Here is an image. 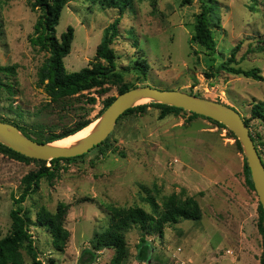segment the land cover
Here are the masks:
<instances>
[{
  "label": "rangeland",
  "instance_id": "1",
  "mask_svg": "<svg viewBox=\"0 0 264 264\" xmlns=\"http://www.w3.org/2000/svg\"><path fill=\"white\" fill-rule=\"evenodd\" d=\"M214 8L216 52L209 55L193 40L199 1L183 6L182 0H160L153 14L149 2L136 0L120 15L100 0H68L57 26L58 38L69 26L75 29L65 67L71 73L95 62L106 30L121 16L112 48L125 84L196 95L231 107L248 120L252 106L264 102V80L233 75L221 67L236 51L230 67L257 68L264 78V0H217ZM39 15L29 0H0V66H15L12 76L1 77L2 84H12L13 93L0 89V118L48 136L84 120L93 122L102 115L105 100L120 94L118 87L109 86L104 95L92 91L51 101L38 86V72L50 54L30 43ZM142 60L147 62L145 74L138 71ZM90 97L96 104L87 101ZM151 104L156 103H137L135 108L147 106L143 113L121 118L105 144L86 156L61 162L57 178L43 179L22 204L33 221L41 207L55 213L60 204L68 205L66 228L71 236L64 253L55 251L46 229L31 227L43 264H78L95 235L109 225V206H140L152 212L144 201L147 196L162 205L173 194L194 197L202 219L167 225L162 237L149 234L147 261L138 259L143 234L133 227L126 235L125 264H262L259 197L247 185L245 153L236 136L184 110L161 119L160 109ZM249 129L264 163V125L252 120ZM39 167L0 153V239L11 231L13 199L22 193V179ZM23 255L25 264H31L26 251ZM114 255V249H103L93 264H111Z\"/></svg>",
  "mask_w": 264,
  "mask_h": 264
},
{
  "label": "trees",
  "instance_id": "2",
  "mask_svg": "<svg viewBox=\"0 0 264 264\" xmlns=\"http://www.w3.org/2000/svg\"><path fill=\"white\" fill-rule=\"evenodd\" d=\"M139 1L149 2L152 8V13L157 14L160 0ZM195 1L200 2L201 11L195 18L196 26L193 40L199 43L209 55H213L216 52V42L213 36V29L218 26L212 21L211 17L215 10L214 6L217 0H182V5L190 6ZM135 2L136 0H100L103 7L117 10L120 15H123L127 9L134 7ZM67 3L68 0H29L31 10L40 13L34 27V33L30 37V43L32 46L39 47L41 50H45L50 54L49 58L38 72V86L44 89L45 93L53 102L82 96L85 92L92 91H98L100 95H104L109 91V86L118 87L119 94L137 88L125 84L121 72L118 71L117 61L119 57L112 48L115 39L119 36L121 16L106 30L102 42L99 44L96 51V61L90 63L89 66L80 71L71 73L67 71L64 59L72 50V43L75 38L74 27L69 26L67 31L63 33L60 38L57 37V26L60 23L62 12ZM235 53L236 51L232 53L229 63H226L221 68L226 69L227 72L233 75L244 76L255 81L264 80L260 74V70L257 68L243 70L242 68L230 67L229 65L236 62ZM142 61L143 66L141 69H138V71L145 74L147 70V62L146 60ZM14 73L15 66H0V89L4 87L8 94L13 93V86L11 83L6 85L2 84L3 81L1 77L2 75L12 76ZM115 99V97L107 98L104 102L103 111H105ZM87 101L90 104H96V99L93 97L88 98ZM151 106L160 109L161 119L171 113L183 111L182 109L162 104H151ZM146 108L147 106H141L129 109L119 118V120L131 114H141ZM103 111L101 113H103ZM190 114L192 117H200L194 113ZM206 119L217 124L221 128L226 129L222 124L209 118ZM244 120L248 128H250V121L252 120L259 121L264 125V102L254 104L252 106L251 118ZM0 121L17 126L26 137L39 143H53L55 141H60L61 139L63 140L79 133L89 127L92 123L89 119L84 120L78 122L73 127L63 129L59 133H50L48 136H45L46 134L44 132L36 131L33 133L16 121H9L3 118H0ZM252 138L256 144V140L253 136ZM104 144L105 142L100 146ZM237 145L241 149L238 140ZM256 147L258 149L257 144ZM0 153L17 161L27 163L37 162L40 165L37 171L30 172L22 179V193L18 198L13 199L14 209L10 214L12 220L11 231L4 238L0 239V264H25L23 251H26L30 257L31 264H43V261L39 257L40 252L35 244L33 234L31 233V227L37 226L46 229L51 235L52 245L55 251L64 253L71 236L69 230L66 228L68 205L60 204L55 213H51L45 207H41L35 215V221H33L29 212L22 206V204L39 190L43 179L53 182L57 178L61 162L71 163L86 155L75 158L53 159L50 161L51 166L48 167L47 161L27 158L1 143ZM244 175L246 177L247 185L251 190L255 191L251 171L246 160L244 162ZM144 201L150 205L152 212H147L140 206L129 208H120L113 205L109 206V225L95 235L92 247L84 250L78 264H93L98 260L99 252L106 248L115 250V255L112 258L111 264H125L129 257L126 235L133 227H139L143 234L138 259L140 261H147L152 249L151 244L147 240L149 234L154 233L162 237L167 225L177 224L180 220L184 219L193 221H200L202 219L201 207L194 197L182 199L178 197V195L173 194L165 197L162 205H160L153 196H147ZM258 212V228L263 238V254L261 262L264 264V210L260 203Z\"/></svg>",
  "mask_w": 264,
  "mask_h": 264
},
{
  "label": "water",
  "instance_id": "3",
  "mask_svg": "<svg viewBox=\"0 0 264 264\" xmlns=\"http://www.w3.org/2000/svg\"><path fill=\"white\" fill-rule=\"evenodd\" d=\"M143 100H151L152 103L179 108L209 118L229 129L245 153L255 192L264 210V163L244 118L235 109L222 103L182 91L144 86L120 94L102 115L91 123L98 122L96 130L72 147H57L53 145L54 142L39 143L26 137L17 126L3 121H0V143L27 158L42 161L83 156L105 142L114 131L119 118Z\"/></svg>",
  "mask_w": 264,
  "mask_h": 264
},
{
  "label": "bare ground",
  "instance_id": "4",
  "mask_svg": "<svg viewBox=\"0 0 264 264\" xmlns=\"http://www.w3.org/2000/svg\"><path fill=\"white\" fill-rule=\"evenodd\" d=\"M98 122H95L91 124L89 127L85 128L84 130L80 131L79 133L70 136L68 138H65L60 141H56L53 143L54 146L62 147V148H68L77 145L79 142H81L84 138L89 136L91 133H93L97 128Z\"/></svg>",
  "mask_w": 264,
  "mask_h": 264
}]
</instances>
